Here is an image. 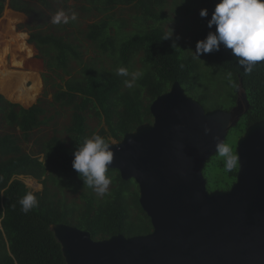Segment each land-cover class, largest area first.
I'll return each mask as SVG.
<instances>
[{
	"label": "trees",
	"instance_id": "1",
	"mask_svg": "<svg viewBox=\"0 0 264 264\" xmlns=\"http://www.w3.org/2000/svg\"><path fill=\"white\" fill-rule=\"evenodd\" d=\"M78 1L83 2L81 8L94 7L100 12H109L118 5H131L139 24L135 23L136 30L124 31L123 23L120 24L115 18L111 22L110 14L89 23L83 30L84 38L96 45L100 53L112 57L115 64L107 69H99L86 63L79 66L76 75L64 79L62 74L71 73V60L77 59L81 52L78 44L59 34L73 31L70 28L75 24V20L71 19L74 12L69 10L71 6L67 4L68 0H0V16L7 2L11 9L26 13L34 24L41 25L40 31L13 35L10 39L12 63L18 67L26 63L35 69L34 52L26 42L29 36L45 57L46 70L55 79L63 80V83L53 82L56 88L53 104L71 109L70 121L66 126L68 145L54 134L40 137L37 145L42 157L34 156L25 151L21 144L36 128L47 123L45 107L36 103L26 108L0 94V122L3 128H7L0 131V264H66L60 243L50 227L55 223L63 222L87 230L93 239L116 234H146L152 230L150 218L138 201V185L132 178L123 179L119 171L108 168L106 175L112 185L101 196L93 192L94 189L84 183V178L72 168V153L76 145L84 137L91 136L87 128L89 115L102 120L98 135L106 142L110 138L120 140L137 125L152 122L149 110L151 102L177 81L185 93L198 100L206 110H229L235 105L241 87L246 93L248 108L238 122L229 128L226 139L231 130L236 129L240 136L248 125L264 120V62L257 63L251 74H246L231 50L221 46L217 52L201 55L203 62L199 63L194 52L186 51V47L176 43L162 27L161 22L166 19L165 0ZM216 2L178 0L174 11L179 17L182 11L190 12L195 3L199 4V10L207 9L210 18ZM61 4L69 10L67 22H55L56 30L43 28L48 24L49 14L58 10ZM7 16L24 18L21 13L13 11H7ZM196 21L197 28L191 38L194 47L209 31L206 19L199 15ZM166 36L170 37L164 39ZM137 55L140 59L137 71L142 76L132 81L131 62ZM121 67L127 69V77L117 74ZM51 76L44 74V81L50 80ZM26 78L18 72L12 78L8 77L0 89L7 95L14 93L23 86ZM125 81L131 82L132 87L125 85ZM214 84L225 86V92L219 91L216 101L203 90V86ZM210 97L212 102L209 101ZM8 127L14 131H8ZM233 155L236 156L235 150ZM219 167L222 172L214 173ZM237 167L236 161L229 171L224 158L216 152L204 168L207 189H228L236 179ZM19 175L38 178L43 189L32 191ZM66 189H79L80 200L67 202L59 198L58 194L63 195ZM27 192L36 196L38 206L25 214L21 211L19 200Z\"/></svg>",
	"mask_w": 264,
	"mask_h": 264
},
{
	"label": "water",
	"instance_id": "2",
	"mask_svg": "<svg viewBox=\"0 0 264 264\" xmlns=\"http://www.w3.org/2000/svg\"><path fill=\"white\" fill-rule=\"evenodd\" d=\"M247 108L240 86L229 110H206L177 81L158 95L152 122L107 141L114 154L108 168L137 183L152 230L93 239L87 230L52 224L66 264H264V120L238 138L228 189H207L203 173L217 152L213 137L224 143Z\"/></svg>",
	"mask_w": 264,
	"mask_h": 264
},
{
	"label": "rangeland",
	"instance_id": "3",
	"mask_svg": "<svg viewBox=\"0 0 264 264\" xmlns=\"http://www.w3.org/2000/svg\"><path fill=\"white\" fill-rule=\"evenodd\" d=\"M177 1L178 0L174 2L173 0H165L164 12L166 15V19L161 22V25L166 30V32L169 33L175 39L176 43H181L183 48L186 47V51L194 52L195 47L191 41V38L197 28L196 18L199 16L200 12L199 4L195 5L194 3V6H191L190 12L182 11L183 9H178V11H182L180 13V16L178 17L174 11L177 8ZM82 3L83 2L78 0H68L67 4L71 6V9L69 10L73 11L76 14L75 24H73V26L70 28L73 31L59 33L60 35H64L67 39H69V41H73L74 43L78 44L81 50L79 57L77 59L71 60L72 68L69 69L71 73L62 74L64 79L69 78L70 75H76L77 70H79V66L86 63H90L94 65V67L99 69H107L110 67V65L115 64V61L112 57L100 53V51L97 50L96 45L91 44L84 38L85 32H83V30H85L86 26L89 23H92L94 21L99 20L100 18L105 17L106 14H110V20L112 18H115L116 21H118L120 24L123 23L122 27L124 31L129 32L131 30H136L137 25L139 24V22L136 21L135 18L136 11L131 5H118L109 12H100L94 7H91L92 9L81 8L80 6ZM87 5L90 4L87 3ZM69 10L64 7L63 4H61L58 10H54V12L49 14L48 24L44 25L43 28L56 30L54 26L55 16L60 11H63L65 13V16L68 18L67 13ZM7 11H13L16 14L21 13L24 18L7 16ZM135 23H137L136 26H134ZM2 27H5L6 29L2 30ZM0 28L3 32H0L2 35V38H0V87L2 83L8 79V77L12 78V76L16 75V73L18 72L23 73V75L27 77L24 80L23 86L18 87V89L14 93L7 95L0 89V94L3 95L6 99L13 102L15 101L16 103L24 107H29L36 103H39L45 107L46 117L48 118L47 123L41 125L39 128H36L30 134L27 141L21 144V147L25 149V151H27L28 153H31L34 156L42 157V154L40 153L39 147L37 145L38 139L40 137H48L54 134L60 139L64 140L65 143L68 145L66 126L70 121L71 109L68 106L61 107L57 104H53V93L56 90V88L53 87V82L56 81L57 83H63V80L61 78L55 79L53 75L51 76L52 73L46 70L47 61L45 60V57L43 56V54H41L37 46L31 42L29 36L27 37L26 42L27 44L31 45V49H33L34 53L32 58L34 60L35 69H31L29 66L26 65V63L22 67H18L12 63L13 57L11 55L10 39L13 37V35H15L16 33H28L32 31L36 32L37 30L40 31L41 25L34 24L26 13L15 11L9 8L8 5H6L0 16ZM55 33H57V31H55ZM3 43L5 46H3ZM197 59L199 60V63L203 62V57H199ZM131 68V74L139 70V55H137L131 62ZM44 74L51 76L50 80L44 81ZM214 85L215 86L205 85L203 86V90L211 94V96H213L214 100L216 101V95H218L219 91H223L222 93H224L225 86H218L216 84ZM13 86L15 85H12V87ZM209 101L212 102L213 99L210 97ZM1 124L2 123L0 122V131L7 130V128H3ZM102 125V120L97 118L96 116L89 115L87 117V128L91 136L93 134H98V132L101 130ZM8 131L13 132L14 129L8 127ZM238 138L239 131L235 129L230 131V134L225 141V144L231 148L232 153L234 152V150L236 151V142ZM207 169L209 171H212L209 167ZM213 172L221 173L222 171L219 167ZM18 177L21 178L23 182L32 191H41V189H43L42 182L34 176L19 175ZM111 185L112 183H110L108 188H110ZM70 190L66 189L63 195L59 193L58 197H62L67 202H78L80 200V190ZM93 192L95 191L93 190Z\"/></svg>",
	"mask_w": 264,
	"mask_h": 264
},
{
	"label": "clouds",
	"instance_id": "4",
	"mask_svg": "<svg viewBox=\"0 0 264 264\" xmlns=\"http://www.w3.org/2000/svg\"><path fill=\"white\" fill-rule=\"evenodd\" d=\"M199 15L206 19L209 31L204 39L198 40L195 44L196 58L217 52L223 46L231 50V54L246 74H251L257 63L264 62V0H217L210 18L207 9H201ZM62 19L67 22L68 18L63 11H60L55 16L54 22H60ZM71 19H76L75 13L72 14ZM117 74L125 77L129 75L127 69L123 67L117 70ZM131 76L132 81H135L142 76V73L137 71ZM125 83L128 87H132L131 82L125 81ZM204 131L208 134L210 129L205 128ZM213 139L216 141L215 150L224 158L226 167L230 171L235 166L237 157L219 137ZM72 155V168L84 178V183L93 188L98 195L103 196L111 183L106 175L114 155L110 144L100 135L93 134L84 137L82 142L76 145ZM19 203L21 211L25 214L38 206L36 196L32 192H27Z\"/></svg>",
	"mask_w": 264,
	"mask_h": 264
},
{
	"label": "crops",
	"instance_id": "5",
	"mask_svg": "<svg viewBox=\"0 0 264 264\" xmlns=\"http://www.w3.org/2000/svg\"><path fill=\"white\" fill-rule=\"evenodd\" d=\"M8 5L7 2L5 3V6Z\"/></svg>",
	"mask_w": 264,
	"mask_h": 264
},
{
	"label": "flooded vegetation",
	"instance_id": "6",
	"mask_svg": "<svg viewBox=\"0 0 264 264\" xmlns=\"http://www.w3.org/2000/svg\"><path fill=\"white\" fill-rule=\"evenodd\" d=\"M244 131H245V130H244ZM243 133H244V132H243ZM243 133H242V134H243ZM240 136H241V135H240ZM240 136H239V137H240Z\"/></svg>",
	"mask_w": 264,
	"mask_h": 264
}]
</instances>
